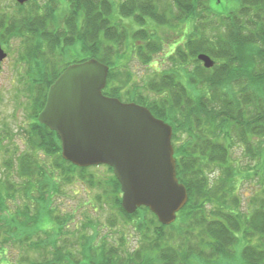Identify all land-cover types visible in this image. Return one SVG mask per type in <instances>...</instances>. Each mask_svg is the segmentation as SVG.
Segmentation results:
<instances>
[{"label":"trees","instance_id":"1","mask_svg":"<svg viewBox=\"0 0 264 264\" xmlns=\"http://www.w3.org/2000/svg\"><path fill=\"white\" fill-rule=\"evenodd\" d=\"M32 1L0 12L2 42L21 39L33 109L23 149L0 133V264H264V0ZM62 6L66 15L56 13ZM153 26L176 36L166 69L153 66L166 47ZM130 53L151 70L142 84L130 82ZM90 58L110 66L105 95L143 104L173 128L189 199L170 225L144 206L127 213L113 169L65 160L58 134L37 119L63 70ZM130 83L135 89L124 96ZM237 146L254 164L243 165ZM243 179L262 188L245 208ZM69 186L87 192V207H77L89 212L84 222L62 206ZM108 206L107 225L89 216L90 207ZM117 222L140 244L122 235L112 242L104 230Z\"/></svg>","mask_w":264,"mask_h":264},{"label":"water","instance_id":"2","mask_svg":"<svg viewBox=\"0 0 264 264\" xmlns=\"http://www.w3.org/2000/svg\"><path fill=\"white\" fill-rule=\"evenodd\" d=\"M6 57L0 39V70ZM198 59L215 64L205 53ZM109 71L97 58L69 65L50 85L38 121L58 134L65 160L113 168L127 213L145 206L170 225L189 199L177 177L173 128L142 104L105 95Z\"/></svg>","mask_w":264,"mask_h":264},{"label":"rangeland","instance_id":"3","mask_svg":"<svg viewBox=\"0 0 264 264\" xmlns=\"http://www.w3.org/2000/svg\"><path fill=\"white\" fill-rule=\"evenodd\" d=\"M32 1V0H31ZM31 1H27L28 7L30 6ZM39 1V0H37ZM120 0H115V4L118 7ZM26 2V3H27ZM33 2V1H32ZM17 8V1L16 0H0V12H4L7 14H11L13 12H16ZM66 9L65 6H62L57 10V14H64L66 15ZM222 10H224L222 8ZM119 19V18H117ZM128 19H125L124 22H127ZM153 29L156 31H159V34L166 39V47L165 51H161L159 54H157L156 62L153 63L154 68H159L160 66L162 68H168L167 64V57L165 56L166 51H170L167 47L171 44L173 40H175L176 36L174 33H172L171 36L168 37V34L166 31H164V28L153 26ZM3 32V29H0V33ZM7 42H2V46L4 50L7 53V57L1 64V70H0V133L5 132L6 130L9 131V134L6 135L7 139L9 138V135L11 134L12 140H8L5 142V144L8 146L9 143L12 145H18L19 149H23L25 146L24 136H23V130L26 129L29 125V122L31 120V112L33 111L31 107V103L29 100V97L27 96V91H25L26 84L24 79V73L26 71L27 65L24 63L22 58L20 57V50H21V39L13 38L12 36L9 37ZM172 52V51H170ZM135 53H130L128 55V61H127V68L131 69L134 76L133 80H131V83H134L136 80L137 82H140L142 84V81L145 79L148 72H151V70L146 67L143 63L135 57ZM160 67V68H161ZM148 68V69H147ZM120 69H116V72H119ZM115 72V75H116ZM119 78V74L117 76ZM127 85L123 90L124 96H127V92L129 90L135 89L132 84ZM139 84V83H138ZM149 93V92H148ZM124 102H130L128 99L123 98ZM242 148L240 146H237L234 151V155L238 156L239 158H242L243 165L246 163L251 162L254 164L253 160H250L248 157H244L243 153L241 152ZM5 157V154L2 152L0 153V166L2 167V162ZM105 170V168H103ZM241 188L239 189V196H241L245 201H243L242 207L245 208V202L250 197L255 195V193L259 192L262 188L259 182L256 181H249L247 179H243L240 183ZM73 186H69L66 188L68 196H65L62 199V206L68 207L72 209H77L78 211V221L84 222L86 220V217L88 216V211L86 209L82 210L80 208H77L78 205L81 204V207H87L86 206V190H83V188L80 186L79 190H77V195L73 194ZM90 209L89 216L94 221H98L100 223H105L107 218L112 214L111 208L105 207L103 210H97L94 211L92 207ZM107 225V224H106ZM105 232L109 233L112 236V242H115V240H118L120 236L127 237V240L129 241V244L131 247H135L140 244L138 241V235L134 229L131 227L126 226V224L117 222V225L115 226H107L105 227Z\"/></svg>","mask_w":264,"mask_h":264}]
</instances>
